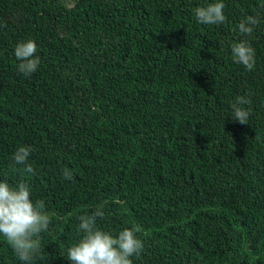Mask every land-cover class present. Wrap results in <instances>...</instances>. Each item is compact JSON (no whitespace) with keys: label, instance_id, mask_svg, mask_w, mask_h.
Instances as JSON below:
<instances>
[{"label":"trees","instance_id":"16d2710c","mask_svg":"<svg viewBox=\"0 0 264 264\" xmlns=\"http://www.w3.org/2000/svg\"><path fill=\"white\" fill-rule=\"evenodd\" d=\"M212 2L0 0V181L27 182L51 217L31 264H72L79 216L98 208L113 236L139 229L133 264H264V0H222L225 23H198ZM28 40L40 64L25 76ZM240 41L251 71L232 60ZM20 146L35 175L11 171ZM0 264H25L2 236Z\"/></svg>","mask_w":264,"mask_h":264},{"label":"clouds","instance_id":"9594fccd","mask_svg":"<svg viewBox=\"0 0 264 264\" xmlns=\"http://www.w3.org/2000/svg\"><path fill=\"white\" fill-rule=\"evenodd\" d=\"M224 9L222 0H215L195 8L194 15L200 24L220 25L226 22ZM258 23V17L249 15L238 28L241 34L251 36ZM36 52L37 44L33 40L17 43L14 56L19 61L17 69L21 74L28 76L37 71L40 58ZM231 56L234 63L249 71L255 66V50L247 41L232 44ZM248 102L239 96L231 105L232 119L242 125L248 124L249 112L242 107ZM32 151L31 146L18 147L11 157V171L35 175V169L28 163ZM63 177L71 180L72 172L65 171ZM103 216L104 212L99 208L91 215L79 216L76 228L79 239L67 250V259L72 264H133L131 258L142 253L144 245L137 237L138 228H125L113 236L97 226V218ZM50 224L45 201L32 199V190L27 182L21 180L13 186L0 181V236L20 261L31 264L41 252V235L49 230Z\"/></svg>","mask_w":264,"mask_h":264}]
</instances>
